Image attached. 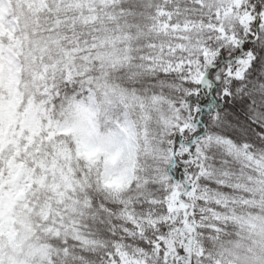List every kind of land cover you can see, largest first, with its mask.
<instances>
[{"label":"snow or ice","instance_id":"snow-or-ice-1","mask_svg":"<svg viewBox=\"0 0 264 264\" xmlns=\"http://www.w3.org/2000/svg\"><path fill=\"white\" fill-rule=\"evenodd\" d=\"M0 264H264V0H0Z\"/></svg>","mask_w":264,"mask_h":264}]
</instances>
